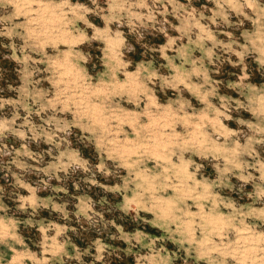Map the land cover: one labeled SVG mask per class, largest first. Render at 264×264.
<instances>
[{
    "label": "rangeland",
    "instance_id": "1",
    "mask_svg": "<svg viewBox=\"0 0 264 264\" xmlns=\"http://www.w3.org/2000/svg\"><path fill=\"white\" fill-rule=\"evenodd\" d=\"M0 264H264V0H0Z\"/></svg>",
    "mask_w": 264,
    "mask_h": 264
}]
</instances>
